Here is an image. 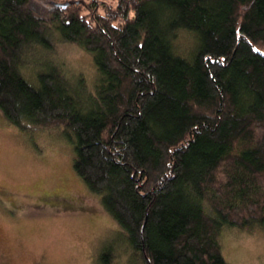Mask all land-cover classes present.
<instances>
[{"label": "trees", "instance_id": "obj_1", "mask_svg": "<svg viewBox=\"0 0 264 264\" xmlns=\"http://www.w3.org/2000/svg\"><path fill=\"white\" fill-rule=\"evenodd\" d=\"M100 5L0 0L2 116L71 142L142 264H229L222 230L264 229V0ZM60 43L91 55L92 86L49 55Z\"/></svg>", "mask_w": 264, "mask_h": 264}, {"label": "rangeland", "instance_id": "obj_2", "mask_svg": "<svg viewBox=\"0 0 264 264\" xmlns=\"http://www.w3.org/2000/svg\"><path fill=\"white\" fill-rule=\"evenodd\" d=\"M90 2L91 0H84ZM118 0H98L116 5ZM34 9L47 16L42 3ZM88 12V11H86ZM191 34L181 33L177 48L187 54ZM65 72L92 86L98 72L91 55L68 43L49 54ZM34 81L33 68L23 69ZM59 130H23L0 111V264H142L122 242L123 232L73 169V146ZM223 256L229 264H264V229L225 227ZM125 248V249H124Z\"/></svg>", "mask_w": 264, "mask_h": 264}, {"label": "water", "instance_id": "obj_3", "mask_svg": "<svg viewBox=\"0 0 264 264\" xmlns=\"http://www.w3.org/2000/svg\"><path fill=\"white\" fill-rule=\"evenodd\" d=\"M60 4H61V5H66V3H63V4H62V3H60Z\"/></svg>", "mask_w": 264, "mask_h": 264}]
</instances>
